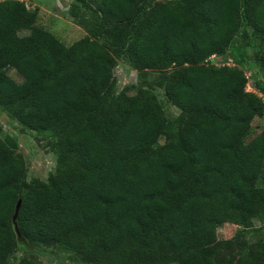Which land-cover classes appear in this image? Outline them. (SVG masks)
<instances>
[{
    "label": "trees",
    "instance_id": "obj_1",
    "mask_svg": "<svg viewBox=\"0 0 264 264\" xmlns=\"http://www.w3.org/2000/svg\"><path fill=\"white\" fill-rule=\"evenodd\" d=\"M72 1L84 35L66 45L37 25L38 8L0 0V108L48 132L58 158L47 181L27 182L23 155L0 137V264L18 252V200L29 248L104 264H232L213 259L217 227L245 233L264 219V127L244 141L264 115V0ZM252 37L263 49L250 58ZM249 59L263 81L246 91ZM118 60L140 79L156 72L178 116L149 89L116 95ZM237 264H264V245Z\"/></svg>",
    "mask_w": 264,
    "mask_h": 264
},
{
    "label": "rangeland",
    "instance_id": "obj_2",
    "mask_svg": "<svg viewBox=\"0 0 264 264\" xmlns=\"http://www.w3.org/2000/svg\"><path fill=\"white\" fill-rule=\"evenodd\" d=\"M174 0H154V4L171 3ZM72 0H26L30 9L38 8L37 25L51 32L56 38L66 45L80 39L84 33L77 27L69 14ZM263 49L261 40L251 38L247 54L251 58L254 53ZM210 63L219 65L217 58L211 57ZM247 76L246 91L252 90L255 81H263L260 70L252 59L243 68ZM8 75L20 82V77L13 69H8ZM115 77V94H120L124 89L128 95H134L137 87L151 90L166 117L172 119L179 114V110L170 104L163 91V86L156 81L157 73L147 71L144 79H140L135 70L126 62L118 60L113 68ZM264 102V95H260ZM264 127V115L255 117L251 122L249 134L245 142L250 141ZM0 137H10L14 142V149L24 157L27 174V182L47 181L54 175L58 167V158L52 151V138L48 132L36 133L22 127L10 114L0 108ZM258 185L264 186V170L258 178ZM218 245L213 253V259L219 261L222 258H231L232 264H237L241 256L248 254L250 250L261 251L264 245V219L253 221V227L241 233V228L232 224L223 223L217 227ZM104 264L85 259L82 255L65 249L60 245H54L46 249L26 247L19 242L18 252L7 258L5 264Z\"/></svg>",
    "mask_w": 264,
    "mask_h": 264
},
{
    "label": "water",
    "instance_id": "obj_3",
    "mask_svg": "<svg viewBox=\"0 0 264 264\" xmlns=\"http://www.w3.org/2000/svg\"><path fill=\"white\" fill-rule=\"evenodd\" d=\"M19 205H20V200L17 201L16 205H15V210H14V215H13V218H12V222H13V228H14V231H15V234L17 236V240L19 242H22L24 243V239L19 235V232L17 230V227H16V223H15V219H16V215H17V212H18V208H19Z\"/></svg>",
    "mask_w": 264,
    "mask_h": 264
},
{
    "label": "built area",
    "instance_id": "obj_4",
    "mask_svg": "<svg viewBox=\"0 0 264 264\" xmlns=\"http://www.w3.org/2000/svg\"><path fill=\"white\" fill-rule=\"evenodd\" d=\"M228 65L231 64V61H229V63H227ZM260 95V94H259Z\"/></svg>",
    "mask_w": 264,
    "mask_h": 264
},
{
    "label": "crops",
    "instance_id": "obj_5",
    "mask_svg": "<svg viewBox=\"0 0 264 264\" xmlns=\"http://www.w3.org/2000/svg\"><path fill=\"white\" fill-rule=\"evenodd\" d=\"M84 33V32H83ZM83 37V36H82Z\"/></svg>",
    "mask_w": 264,
    "mask_h": 264
},
{
    "label": "bare ground",
    "instance_id": "obj_6",
    "mask_svg": "<svg viewBox=\"0 0 264 264\" xmlns=\"http://www.w3.org/2000/svg\"><path fill=\"white\" fill-rule=\"evenodd\" d=\"M22 243V242H21Z\"/></svg>",
    "mask_w": 264,
    "mask_h": 264
}]
</instances>
